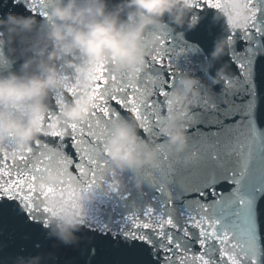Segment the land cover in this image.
Wrapping results in <instances>:
<instances>
[{"label":"water","instance_id":"95a60500","mask_svg":"<svg viewBox=\"0 0 264 264\" xmlns=\"http://www.w3.org/2000/svg\"><path fill=\"white\" fill-rule=\"evenodd\" d=\"M66 2L39 0L43 15H33L27 0H0V21H30L0 26V79L42 75L53 9ZM125 2L103 0L107 12ZM184 3L182 23L165 15L144 29L131 65L111 57L89 64L78 51L61 56L51 62L57 83L38 110L12 107L32 130L27 141L10 134L0 143V161L6 156L12 172L41 159L45 167L35 173L34 192L0 201V264H193L198 256L228 264L221 248L240 264H264V0ZM101 66L110 115L93 121L104 134L93 144L101 167L92 182L59 162L70 155L73 125L91 118ZM187 80L195 81L191 90ZM113 95L135 96L140 118ZM121 127L155 153L152 162L114 166L110 144ZM173 132L184 138L180 151ZM29 212L38 222H29ZM198 221L230 239L202 237Z\"/></svg>","mask_w":264,"mask_h":264},{"label":"clouds","instance_id":"9594fccd","mask_svg":"<svg viewBox=\"0 0 264 264\" xmlns=\"http://www.w3.org/2000/svg\"><path fill=\"white\" fill-rule=\"evenodd\" d=\"M125 7L132 11L128 12L127 20L120 21V12ZM186 7L184 0H126L115 12H107L103 0H67L57 5L53 9L56 23L48 34L53 41L52 50L39 65L42 75L0 79V143L10 134H15L22 142L29 139L30 125L14 115L11 109L13 106L27 108L30 114L38 110L39 101L57 83L51 62L78 51L89 64L111 57L120 66L131 65L141 55L140 39L144 29L162 21L165 15L177 24L182 23ZM5 23L28 26L30 21L9 16L7 22L0 21V26ZM40 54L44 55L43 50ZM184 83L186 89L191 90L195 81ZM170 139L177 151L184 148V138L179 132H173ZM110 148L113 164L121 170L150 163L155 157L153 151L143 150L137 139L123 127L117 129Z\"/></svg>","mask_w":264,"mask_h":264},{"label":"snow or ice","instance_id":"6c2138e0","mask_svg":"<svg viewBox=\"0 0 264 264\" xmlns=\"http://www.w3.org/2000/svg\"><path fill=\"white\" fill-rule=\"evenodd\" d=\"M15 3L16 0H13ZM205 2L211 6L214 0H205ZM249 4L253 3V0H248ZM38 3L39 0H27V5H32L31 7L25 6V10L31 12L33 15H43V13L38 12ZM216 6L219 7V0H215ZM158 63L160 65L164 64V60L162 57H157ZM107 69L103 66L100 67V76L98 77L96 84V103L94 105V110L91 114V118L89 121L85 122L82 125H73V135L70 137L71 144L65 145V149L70 155H65L64 159L60 161V165H67L71 171L78 173L85 179L89 177L92 178V182L96 181L98 162L94 158V147L93 144H96L102 141V137L104 134V130L100 129V126L97 123L94 124V118L97 113L103 114L105 117H109V109L107 107V100L104 98V86L107 85V78L105 73ZM114 79V78H113ZM70 92L74 91L69 89ZM115 91H123L122 88H115ZM167 93L162 92L161 95H166ZM113 103L123 106L124 104H128L131 107L133 113L140 118V114L137 108L136 98L135 96H129L127 99H121L119 96L113 95L111 97ZM95 129V130H94ZM53 138L63 139L61 133L55 132L52 133ZM39 147V144L37 145ZM31 153L32 149L27 150ZM21 160H26V157H20ZM50 159V158H49ZM45 167V160L41 159L34 166H30L29 171H25L23 169H19L15 172H12L8 169L7 157L5 156L3 161H0V201L3 199H7L9 201L14 200V196L12 192L15 191L18 195H23L27 192L29 195L35 191L34 181L36 179L35 173L40 172ZM49 192L52 191H62V188L57 189H49ZM7 194V195H4ZM27 198V197H25ZM30 223H36L38 221L32 216V214L25 213ZM169 224H171V220H169ZM136 228H144L147 229L145 225L137 224ZM197 227L201 231L202 237L212 236L219 240L222 244L226 243L230 237H220L217 236L215 230H209L206 228L200 221L197 222ZM169 243H171V238L169 237ZM203 243V240L201 241ZM179 247V246H177ZM190 258V257H189ZM221 258L226 259L228 264H240V262L229 255L224 248H221ZM196 261L199 264H209V261L205 259L203 256L195 257L193 264H196ZM253 264L255 262L253 261Z\"/></svg>","mask_w":264,"mask_h":264}]
</instances>
